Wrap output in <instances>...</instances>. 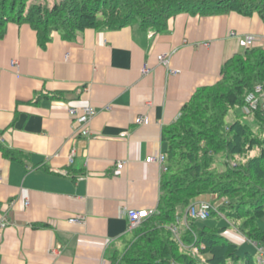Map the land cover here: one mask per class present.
<instances>
[{"label":"crops","instance_id":"1","mask_svg":"<svg viewBox=\"0 0 264 264\" xmlns=\"http://www.w3.org/2000/svg\"><path fill=\"white\" fill-rule=\"evenodd\" d=\"M231 32L254 35L264 48L256 12H180L163 32L132 24L86 28L68 39L53 30L44 46L29 24H5L0 264L116 263L132 238L125 210H154L159 201L163 163L146 158L164 153V129L242 50ZM159 54L169 56L167 65ZM84 105L96 109L85 134L68 114ZM143 116L147 123H136Z\"/></svg>","mask_w":264,"mask_h":264},{"label":"trees","instance_id":"2","mask_svg":"<svg viewBox=\"0 0 264 264\" xmlns=\"http://www.w3.org/2000/svg\"><path fill=\"white\" fill-rule=\"evenodd\" d=\"M230 11L256 12L264 22V0H55L51 6L41 0H0V37L9 21L29 24L44 46L53 30L68 39L86 28L132 24L163 32L168 19L180 12ZM257 84H264V48L254 46L226 60L220 79L198 87L164 129L166 169L156 211L133 229L116 264H255L248 252L237 255L238 244L225 234L227 224L217 220L225 219L247 240L264 243L257 223L264 217V111H242ZM235 109L239 113L227 123L228 112ZM203 196L216 209L207 220L189 218L186 208Z\"/></svg>","mask_w":264,"mask_h":264},{"label":"built area","instance_id":"3","mask_svg":"<svg viewBox=\"0 0 264 264\" xmlns=\"http://www.w3.org/2000/svg\"><path fill=\"white\" fill-rule=\"evenodd\" d=\"M230 36L235 37L237 43L242 48H250L253 47L256 43V37L254 35H237L234 32L230 33ZM158 62H161L164 65H167L169 56L166 54H159L156 56ZM10 64L14 66L16 63L11 61ZM148 67L144 66L142 71L147 72ZM243 112L251 113L254 110L262 109L264 110V84H257L253 88L251 92H249L245 97V102L243 104ZM96 109L90 105H84L82 107H69L68 114L73 119L75 125L81 126V133L85 134L87 131L85 126L90 121V119L95 115ZM136 123H147L146 117H137ZM157 160L159 163H164L165 156L163 153H159L155 157H147L146 161H154ZM122 163L117 164V168H121ZM165 169V167L163 168ZM212 210H215L214 205H212L209 201L198 199L189 204L186 209V215L197 221H204L210 217V213ZM126 217L129 221V228L133 229L137 225H139L143 219L147 218L153 211L146 210H134L127 209L125 210ZM80 218L73 217L69 221L76 222ZM171 230L176 233L177 227L172 226ZM257 249V257L255 258V264H264V243L260 241H251ZM193 253L198 254V249L196 247H192ZM201 257V256H200ZM199 257V258H200Z\"/></svg>","mask_w":264,"mask_h":264},{"label":"rangeland","instance_id":"4","mask_svg":"<svg viewBox=\"0 0 264 264\" xmlns=\"http://www.w3.org/2000/svg\"><path fill=\"white\" fill-rule=\"evenodd\" d=\"M31 1V0H30ZM41 1H44V2H46V3H48L50 6L53 4V2L55 1V0H41ZM239 113V109H235V110H231V111H229L228 112V114H227V116H226V118H225V121L227 122V123H229V122H232L234 119H235V116H236V114H238ZM247 120H248V122H251V121H253V119H252V117H248L247 118ZM215 209H216V207H215ZM219 215H221V214H219ZM220 217H222V216H220ZM216 222V221H215ZM217 223L219 224V225H223V224H227V228H226V230H225V232L228 230L229 232H230V230H234L235 232H237L234 228H233V226H231V225H229V223L225 220V219H220V220H217ZM257 223H258V226H259V228L260 229H262V230H264V217L263 218H261V219H259L258 221H257ZM134 229V228H133ZM227 235V234H226ZM131 236H133V230H132V232H131ZM228 236V235H227ZM242 236V235H241ZM243 237V236H242ZM238 241H237V244H238V246H237V255L238 256H240V257H243L244 255H245V253H249L254 259L257 257V249H256V247L254 246V244L252 243V242H249L247 239H242V240H240V239H237ZM196 254V253H195ZM199 255H201V254H197V256H198V258L200 257ZM202 256V255H201ZM203 257V256H202ZM199 258V259H203V258ZM116 264V263H115ZM229 264H241V260H239V261H237V262H229Z\"/></svg>","mask_w":264,"mask_h":264}]
</instances>
